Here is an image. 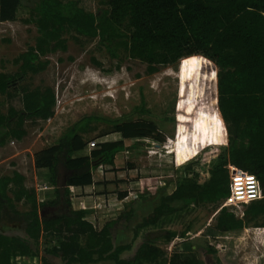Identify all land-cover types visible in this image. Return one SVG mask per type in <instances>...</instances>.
I'll use <instances>...</instances> for the list:
<instances>
[{
    "label": "trees",
    "instance_id": "1",
    "mask_svg": "<svg viewBox=\"0 0 264 264\" xmlns=\"http://www.w3.org/2000/svg\"><path fill=\"white\" fill-rule=\"evenodd\" d=\"M21 4V0H0V23L16 20ZM27 22L37 27L35 45L14 60L21 63L17 72H0V95L11 101L19 97L21 101V108L11 104L7 113L0 109V146L11 140L21 141L28 133V121H45L54 116L57 99L52 87L31 88L17 83L45 70L49 61L43 57L66 51L67 35L76 41L81 37L98 38L113 57H118V51L123 49L131 59L146 64L148 74L176 66L186 58L185 84L178 96L176 113L168 119L176 122L181 134L188 133L191 126L200 131L197 140L203 138L204 131L212 135V144L226 146L228 155L211 167L207 181L200 182L190 155L176 150L175 164L183 167L181 179L176 189L162 196L157 208L136 225L134 240L140 229L158 225L176 214L179 210L171 203L183 200L195 207L213 205L219 209L207 234L225 238L221 251L215 247L207 249L209 264H239L234 251L245 238L249 224L259 219L262 222L257 226L261 227L262 236L256 241L264 249V0H107V8L100 15L85 10L77 0H40ZM198 54L218 67L219 112L213 118L216 126L207 114L200 112L198 102L189 98ZM94 121L110 126L98 138L116 132L121 139L100 143L89 156L74 157L88 146L85 136L97 130L89 128ZM157 130L156 124L144 120L82 117L54 144L35 155V167L50 173L54 193L48 200L39 201L36 189L28 186L26 177L18 171L0 176V222L17 224L27 235H8L0 227V264H12L13 257L29 255L31 243L46 233L60 240L47 252L65 264L107 260L115 264H158L164 252L153 241L143 242L132 258H123L121 255L131 249L132 243L114 246L108 227L98 231L87 220L88 211L75 210L72 205L74 189L94 183L93 169L100 164L114 165L117 156L127 149L125 141L150 137ZM230 166L255 175L259 185L261 198L246 203L241 217L228 207L220 209L231 194ZM142 185L138 199L158 192L146 182ZM21 202L29 209L19 210L17 203ZM129 207L123 214L127 220L135 209ZM188 232L189 228L182 233L164 229L156 239L171 241ZM196 248L190 240H183L168 264H206ZM43 264L57 263L44 258ZM254 264H264V256L254 258Z\"/></svg>",
    "mask_w": 264,
    "mask_h": 264
},
{
    "label": "rangeland",
    "instance_id": "2",
    "mask_svg": "<svg viewBox=\"0 0 264 264\" xmlns=\"http://www.w3.org/2000/svg\"><path fill=\"white\" fill-rule=\"evenodd\" d=\"M39 1L21 0L22 4L18 8L16 20L0 23V72H17L21 63L16 64L14 60L30 46L35 45L38 35L37 27L27 20ZM77 1L85 10L96 15H100L107 8V0ZM66 37L68 40L66 51H56L43 57L49 61L45 70L32 77L27 75L23 81L18 80L17 84L31 88L52 87L56 93L57 102L52 118L45 121H28L26 124L28 133L21 141L11 140L0 146V176L12 175L13 171L24 172L27 185L36 189L39 201L50 199L48 193L54 190L49 181L50 173L48 169L35 167V155L54 144L64 131L82 117L96 115L111 119L144 120L156 124L158 128L150 137L125 141L127 149L117 156L115 165L110 166L111 169L108 172L113 173L111 177L125 182L116 190L128 192L131 199L126 202L127 205L136 208L142 201L157 206L162 196L176 189L183 173V167H177L175 164L178 160L176 150L188 153L195 164V171L199 173V181H207L211 175V167L228 155L227 147L212 144V135L205 131L202 133L203 138L197 140L196 136L200 131L193 129L192 126L188 129L190 130L188 133L181 134L176 129V122L168 119L176 113L178 96L185 84L183 66L186 58L176 66L164 67L158 73L148 74L147 65L139 60L131 59L123 49L118 51V57H113L100 44L98 38L89 40L81 37L80 41H76L71 35ZM197 58L194 77L189 84V98L191 101L198 102L200 112L207 114L211 118L210 123L216 126L217 123L213 118L219 112L218 67L202 54H198ZM11 104L21 108L19 97L11 101L0 95L1 111L7 113ZM202 118L204 121V117ZM89 128H97L95 132L85 136L88 140V148L91 150L97 149L102 142L121 139V134L116 132L102 138L97 137L101 131L110 130L108 123L94 121ZM93 140L96 141L95 146L90 145ZM89 152L87 156L90 155ZM96 173L98 179L103 178L102 175L99 176L100 171ZM106 173L105 175L108 176ZM145 182L150 186L149 188H156L158 192L139 198L141 200H133L135 195L143 191L142 184ZM45 185H48L50 189L42 190ZM108 187L112 191L108 189L106 191L113 193V186ZM102 191H105L104 188ZM171 204L179 211L165 218V222L140 229L135 240L136 225L154 210L147 212L140 211L138 208L136 211L134 209L135 218L138 217V219L133 217L131 224L122 219L113 225L115 221H111L112 218L107 220L105 217L102 218L103 220L96 218L92 220L96 222H91L98 231L108 227L114 246L132 243L131 249L121 255L123 258H132L143 242L153 241L164 252L158 264H168L173 251L186 239L197 247V255L209 264L210 254L207 249L209 247H215L219 251L223 249L224 235L213 238L207 234V228L215 224L219 209L216 210L213 205L195 207L183 200H177ZM127 205H120V210L124 209L128 212L130 207L128 208ZM17 207L19 210L29 209V206L22 202L17 203ZM246 207L245 203L228 208L241 217ZM113 216L116 218L118 214ZM261 222L262 219L256 223L251 222L245 232V238L236 247L234 255L237 256L239 264H254V258L264 256L261 242L256 241L262 236V229L257 226ZM0 227L8 235L27 236L23 227L17 224L8 221L0 222ZM187 228L189 232L185 237L177 236L171 241L164 238L156 239V236L161 235L164 229L182 233ZM59 243L60 240L54 234H42L38 242L31 243L32 252L27 256L13 257L12 264H43L44 258L57 264H65L60 257L47 252ZM92 264H115V262L107 260Z\"/></svg>",
    "mask_w": 264,
    "mask_h": 264
},
{
    "label": "crops",
    "instance_id": "3",
    "mask_svg": "<svg viewBox=\"0 0 264 264\" xmlns=\"http://www.w3.org/2000/svg\"><path fill=\"white\" fill-rule=\"evenodd\" d=\"M102 138V137H101ZM95 141V140H93ZM112 141H118V140H111V141H105V142H112ZM88 151L91 152V149L88 148V146L81 151L76 152L75 155H80L79 157H84L88 155ZM89 152V154H90ZM74 157H77L75 156ZM117 161H115L116 163ZM115 165V164H114ZM113 167V165L110 164H100L98 165L95 169H93V178H94V183L92 185H88L85 187H76L73 191L72 194V205H73V209L75 210H80V209H84L88 211V221H92V220H96L100 219L103 220L102 218H106L111 219V221H115V223L113 225H116L117 222H119L120 220H126L125 222H127L128 224H131L133 217H136V214L134 215V212L136 211V209L138 208L140 211L144 210V211H149V210H154L157 206H152L153 204L150 205V203L148 204V202L144 203V202H140L138 204V207L133 206L135 208V211L133 212V216L130 220H127L125 218V216L123 214L126 213V211L123 209L122 211L121 206L120 205H127V201L131 199V197L128 195V192H123V191H117L116 189L120 188L123 180H119L117 178V180H115V178H112L111 175L113 174L112 172H108L110 171L109 169ZM104 170L107 172H105L106 174H108V176L105 175ZM101 172L100 175H102L103 178L98 179V175L96 172ZM115 171V170H114ZM20 172V171H19ZM21 173V172H20ZM21 174H23L24 176L26 175L24 172H22ZM97 176V177H96ZM105 179V180H104ZM46 187H48L47 189H42L44 191L49 190L50 187L48 185H45ZM108 186H113V193L110 192L108 193L106 190L108 189V191H112V189H109ZM104 188L105 191H102ZM53 193H48V198H52L53 197ZM134 198V197H133ZM137 196L135 195V199L133 200H137ZM141 200V199H139ZM129 202V201H128ZM137 205V204H136ZM129 208V205H127ZM119 211V212H117ZM118 216L115 218L113 215H117ZM115 219V220H114ZM136 220L138 219L135 218ZM93 223L96 221H92ZM91 222V223H92ZM112 225V224H111ZM114 244V243H113ZM119 245H124L123 243L119 244ZM118 245V246H119Z\"/></svg>",
    "mask_w": 264,
    "mask_h": 264
},
{
    "label": "built area",
    "instance_id": "4",
    "mask_svg": "<svg viewBox=\"0 0 264 264\" xmlns=\"http://www.w3.org/2000/svg\"><path fill=\"white\" fill-rule=\"evenodd\" d=\"M91 146L96 145V141L90 143ZM231 194L226 198L220 209L235 204H245L261 198L259 185L255 175L241 171L230 166ZM44 186L42 189H47Z\"/></svg>",
    "mask_w": 264,
    "mask_h": 264
}]
</instances>
